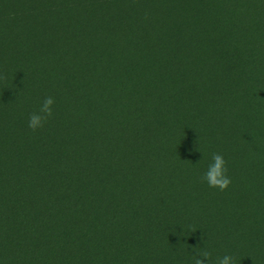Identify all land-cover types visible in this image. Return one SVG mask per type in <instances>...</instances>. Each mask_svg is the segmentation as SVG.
Returning a JSON list of instances; mask_svg holds the SVG:
<instances>
[{"label":"trees","instance_id":"obj_1","mask_svg":"<svg viewBox=\"0 0 264 264\" xmlns=\"http://www.w3.org/2000/svg\"><path fill=\"white\" fill-rule=\"evenodd\" d=\"M98 25L108 29L102 39L106 50L120 48L134 58L148 51L151 57L145 68H138L136 79L162 66L160 84L157 78L152 92L138 96L135 109L120 111L124 114L119 133L131 143L130 155L150 163L149 155L162 152L174 137L189 141L195 157L182 173L190 180L196 171L189 165L199 164V156H208L203 169L213 162V153L234 164L245 162L222 148L217 104L211 99L222 84L240 92L252 88L249 97L242 93L239 100L264 112V0H0V77H7L0 79V238H6L0 241V264H194L202 252L183 244L185 229L179 223L187 219L181 209L167 208L161 201L147 211L124 198L122 164L107 166L102 161L92 178L75 156L69 166L57 156L75 139L66 132L54 136L51 117L42 129L32 131L28 121L36 111L22 115L20 125L3 115L1 106L16 108L21 97L35 103L37 112L48 96L63 108L73 106L79 78L70 67L78 64V54L70 50L75 37ZM97 47L88 50L94 58ZM236 101L238 97L224 99L222 111ZM205 102L195 144L190 140L195 128L191 116ZM136 112L139 121L134 120ZM10 129L22 131L27 139L23 149L8 150ZM259 175L264 178V173ZM189 184L181 188L190 191ZM139 186L133 184L127 194ZM167 191V197L179 203L173 183ZM124 203L136 206L127 214L120 209ZM239 213L233 216L239 215V226L253 221L248 205ZM174 224L177 241L170 242L167 235L174 232ZM202 232L196 228L194 234ZM235 234L236 240L232 236L233 243L223 251L263 249L262 239L239 242ZM183 249L192 250L193 257L182 262ZM208 252L214 261L212 250Z\"/></svg>","mask_w":264,"mask_h":264},{"label":"rangeland","instance_id":"obj_2","mask_svg":"<svg viewBox=\"0 0 264 264\" xmlns=\"http://www.w3.org/2000/svg\"><path fill=\"white\" fill-rule=\"evenodd\" d=\"M108 34V29H103L101 25L88 31L87 34H79L74 39L73 48H68L70 52L77 53L78 64H73L70 71L77 72L78 89L73 95V106L63 108L55 99L53 105V116L51 117V133L56 136L61 132H66L67 136L73 137L75 142L68 145L67 151L58 157H63V162L67 166L73 162V157L77 158V164L86 165L85 174L94 177L98 165L103 161L107 166L116 162L123 165V173L120 174V185L124 198L131 200V203H140L146 206L147 211L154 209L155 205L163 201L167 208L181 209L186 221L179 224L185 229L184 246L190 248L195 245L202 251L212 250L214 261L212 264L223 257L231 255L234 258V264H264V178L259 174L264 173V112L254 110L247 104V100H239L242 93L249 97L252 88L246 92H240L225 84L220 89L217 88L215 95L211 99L212 104H217V121L220 127V144L223 149L232 151L238 158H245L243 164H234L233 161L227 162V175L231 178V185L225 191L218 188H211L202 180L208 167L203 169L202 162L208 156L200 157L199 164L189 165L196 171L195 177L190 180L182 173L191 160L192 151L189 141L179 140L175 137L171 143H164L165 149L162 152L150 154V163H145L143 158H139L136 153L130 155L133 151L131 143L122 138L118 125L122 124V109H135L137 97L147 96L153 90V84L158 78L157 84H160L162 66L154 67L150 72L144 73L143 79H136L135 74L139 69L145 68V62L151 56L148 51L141 53L139 58H134L129 52L121 53L120 48L106 50L102 39ZM97 44L96 57L89 53V48H94ZM79 56H81L79 61ZM94 58V59H93ZM171 60V59H167ZM156 64L162 63L160 59H155ZM151 64V63H150ZM165 85H168L164 83ZM257 89L259 86L255 84ZM117 91V92H116ZM67 92H65L66 95ZM125 98V102L117 99ZM238 101L230 110L222 111L224 99L236 98ZM19 106L10 108L1 106L3 115L11 119L16 125L21 124V116L28 111H36L35 103L29 102L26 98L18 99ZM72 102L71 99H69ZM200 110L191 116L194 121V133L190 140L198 144V128L200 119L206 115L203 106ZM225 105V104H224ZM134 106V108H133ZM195 106H188L189 109H196ZM140 114L136 112L135 121H139ZM59 118L60 121H55ZM62 121V125L59 122ZM115 122V124H114ZM10 128V127H9ZM11 131L12 140L7 144L8 150L23 149V144L27 141L21 130ZM13 139L16 142L12 144ZM2 143L0 139V144ZM91 143V145H89ZM195 157V156H193ZM178 160L180 164L174 161ZM173 162L168 165L169 162ZM87 172H90L91 175ZM179 173L180 179L174 181ZM102 181L101 183H103ZM190 183V187L185 192L181 188L183 183ZM173 183L176 191L175 198L168 196V186ZM133 184H139L140 188L134 194H127ZM1 187V184H0ZM86 188V184H83ZM108 193L104 187H101ZM201 200L204 202H200ZM248 205L252 208L254 217L252 222L245 221V226H239L237 219L239 215L233 218L234 214H240L242 208ZM136 205L122 204L120 209L123 213H131ZM256 206V208H254ZM263 213L256 212L255 210ZM189 218V219H188ZM192 222V224L190 223ZM196 223V224H195ZM195 224V225H194ZM176 224L173 225L175 229ZM201 229L203 232L198 237L194 234L195 229ZM238 241L259 238L262 239L260 245L263 249L254 248L252 250L231 249L223 251V248L232 241V236ZM177 228L169 231L167 237L170 242L177 241ZM6 241V238H0V241ZM158 240V239H156ZM233 245L234 244H230ZM185 249H183V252ZM164 255L160 258L164 259ZM193 257V251L187 249L183 256V261ZM200 258V257H199ZM205 264H209L207 259Z\"/></svg>","mask_w":264,"mask_h":264},{"label":"clouds","instance_id":"obj_3","mask_svg":"<svg viewBox=\"0 0 264 264\" xmlns=\"http://www.w3.org/2000/svg\"><path fill=\"white\" fill-rule=\"evenodd\" d=\"M0 79H7L6 76ZM55 100L48 96L44 99L38 112H33L29 116L28 127L32 131L42 129L50 117L53 116V105ZM212 163L208 166V170L204 173L202 180L211 188H218L220 191H225L231 185V178L227 175V162L219 153L212 154ZM199 257H194V264H205V260L212 264L211 254L208 251L198 252ZM215 264H234V258L231 255H224L219 258Z\"/></svg>","mask_w":264,"mask_h":264}]
</instances>
